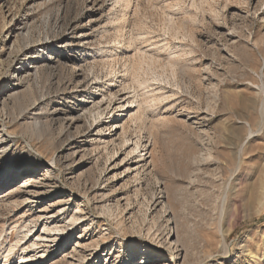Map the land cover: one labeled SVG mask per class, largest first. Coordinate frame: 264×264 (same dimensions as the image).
<instances>
[{"label": "rangeland", "instance_id": "rangeland-1", "mask_svg": "<svg viewBox=\"0 0 264 264\" xmlns=\"http://www.w3.org/2000/svg\"><path fill=\"white\" fill-rule=\"evenodd\" d=\"M129 1L0 0V264H264V0Z\"/></svg>", "mask_w": 264, "mask_h": 264}, {"label": "bare ground", "instance_id": "bare-ground-1", "mask_svg": "<svg viewBox=\"0 0 264 264\" xmlns=\"http://www.w3.org/2000/svg\"><path fill=\"white\" fill-rule=\"evenodd\" d=\"M114 1V3L113 4H115V6L116 7H118V8H124V10H119L118 11V13L120 14V16L121 17H123L124 15H127V14H125V12H127L128 11V7H129V5H130V1L129 0H113ZM116 7H114L113 9V15H118V13H117V11H116ZM118 18V17H117ZM65 38H63V40L59 43V45H61V47L63 46V44H64V42H65ZM60 47V48H61ZM113 55V54H112ZM106 59V58H105ZM112 59V58H111ZM108 61V60H107ZM144 61V60H143ZM126 62V61H125ZM138 62H140V61H138ZM142 64V63H141ZM129 65V64H128ZM126 66V65H125ZM131 69V68H130ZM127 70V69H126ZM125 70V71H126ZM127 76V75H126ZM135 80V79H134ZM138 80V79H137ZM127 81V80H126ZM137 82V81H136ZM135 82V83H136ZM140 86H141V84H140ZM113 90V89H112ZM111 90V91H112ZM110 91V93H112ZM128 97V96H127ZM103 98V97H102ZM121 100H122V98H120ZM138 99V98H137ZM137 102V101H136ZM93 105H99L100 103H101V101H99L98 100V102H96L95 103V101L93 100ZM133 103H134V101H133ZM130 104V105H129ZM140 104V103H139ZM139 104L137 103V104H132V102H130L129 101V99H123V101H122V103L120 104H117V105H115L116 106V109H115V111H114V113H120V118L118 119V120H115V121H112L111 122V124H110V128H111V126L113 127H115V129L114 130H111V131H116V130H124V128H125V123L123 122V120H122V117L121 116H123L122 114H124L127 110H128V108H137L138 106H139ZM140 106H141V104H140ZM95 114H97V115H101V112H100V107L98 106V110L96 111V113ZM135 116H137L136 114L135 115H133V117L135 118ZM131 118H132V116H131ZM132 121V120H131ZM105 127H107V125L105 126ZM260 130V129H259ZM122 145H124V144H122ZM132 146V145H131ZM124 147V146H123ZM139 147V143H137V142H135L134 143V145L131 147V149H130V152L128 153V154H130V153H134L136 150H137V148ZM137 157L138 158H140L141 156L140 155H138L137 154ZM262 190V197L264 198V185L262 186V188H261ZM260 205H263V204H261L260 203ZM169 214V213H168ZM74 219H76L74 216L71 218V220H74ZM172 220H173V218H171ZM157 221V220H156ZM167 221H169V220H167ZM72 222V221H71ZM155 223V222H154ZM175 224V223H174ZM176 226V225H175ZM50 229V228H49ZM169 229V228H168ZM47 230V229H46ZM51 230V229H50ZM171 230V231H170ZM170 234L168 235V237L165 239V237L163 236V233L162 232H159L158 233V237L157 238H159V241L158 242H160V241H162L163 239H165V241H167V244H169L168 245V248L166 249V251H168L169 250V248H171V249H176V247H177V244H180L179 242H180V234L181 233H179L178 231H176V229L174 230V228L173 227H171L170 228ZM168 231V230H167ZM34 238V237H33ZM164 241V240H163ZM56 243V244H54L53 246L54 247H57L58 246V244H59V238H56V237H48V236H44V234H41V235H38V236H36L35 237V239H34V241H32V246L33 247H35V246H37L38 244H42L41 246H40V248H45L46 250L45 251H42V252H38V253H36V251L35 250H33V251H31V252H28V253H24L26 250H27V248H26V250H22V254H21V256L19 257V262H20V264H46L49 260H48V258H47V256L48 255H50V253H54L55 252V250H56V248L55 249H52V250H49V246H48V244H53V243ZM67 243V242H66ZM19 244V243H18ZM14 249V248H13ZM13 249H10V251L9 252H7L6 254L7 255H5L4 256V260L6 261V262H8V257H9V253L11 252V250H13ZM170 251V250H169ZM177 252L178 251H174V253H170L169 254V256H170V262H173L174 261V259L176 258L175 256L177 255ZM29 253H33V255H31V256H29ZM24 254V255H23ZM150 258H149V261H147V262H145V263H142V264H149L150 262H151V260L152 259H157V258H159V257H157L155 254H151V255H148ZM47 258V259H46ZM42 260V261H41ZM41 261V262H40Z\"/></svg>", "mask_w": 264, "mask_h": 264}]
</instances>
